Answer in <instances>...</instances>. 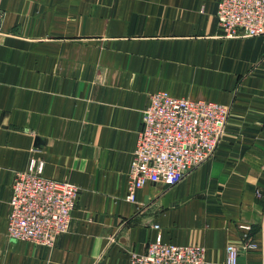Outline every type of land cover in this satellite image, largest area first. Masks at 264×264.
<instances>
[{
    "label": "crops",
    "instance_id": "1",
    "mask_svg": "<svg viewBox=\"0 0 264 264\" xmlns=\"http://www.w3.org/2000/svg\"><path fill=\"white\" fill-rule=\"evenodd\" d=\"M219 1L0 0V264H129L159 234L204 247L207 264H226L229 245L264 264V36L225 38ZM162 91L229 107L226 134L179 184L130 203L143 112ZM31 159L80 191L51 248L7 236Z\"/></svg>",
    "mask_w": 264,
    "mask_h": 264
},
{
    "label": "built area",
    "instance_id": "2",
    "mask_svg": "<svg viewBox=\"0 0 264 264\" xmlns=\"http://www.w3.org/2000/svg\"><path fill=\"white\" fill-rule=\"evenodd\" d=\"M3 17L0 10V34ZM217 19L227 39L264 36V0H220ZM229 115V107L219 103L174 97L166 91L150 95L129 171L126 200L135 203L137 191L147 184L174 187L211 159L226 134ZM11 188L7 236L53 247L69 231L80 196L78 187L46 177L45 163L31 159L25 171L16 173ZM258 197L262 195L258 193ZM240 228L247 241L251 226ZM154 229L160 230V226L154 225ZM248 248L258 249V245L248 244ZM226 252V264H239L237 246L229 245ZM129 264H207V251L200 246L166 243L159 234L145 252H131Z\"/></svg>",
    "mask_w": 264,
    "mask_h": 264
},
{
    "label": "rangeland",
    "instance_id": "3",
    "mask_svg": "<svg viewBox=\"0 0 264 264\" xmlns=\"http://www.w3.org/2000/svg\"><path fill=\"white\" fill-rule=\"evenodd\" d=\"M219 5V4H218ZM218 11V10H217ZM3 13V12H2ZM3 15H4V13H3ZM216 18H217V14H216ZM217 21H218V19H217ZM3 22H4V17H3ZM3 22H2V25H3ZM219 27V26H218ZM219 29H220V27H219ZM221 30V29H220ZM222 31V30H221ZM223 33V36H224V32H222ZM208 102V101H207ZM145 111V110H144ZM144 113V112H143ZM142 121H143V116H142Z\"/></svg>",
    "mask_w": 264,
    "mask_h": 264
}]
</instances>
